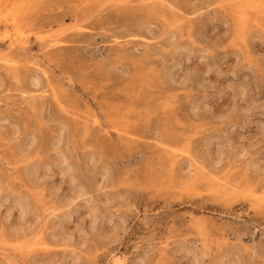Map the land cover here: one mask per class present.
Returning <instances> with one entry per match:
<instances>
[{"label": "rangeland", "instance_id": "obj_1", "mask_svg": "<svg viewBox=\"0 0 264 264\" xmlns=\"http://www.w3.org/2000/svg\"><path fill=\"white\" fill-rule=\"evenodd\" d=\"M0 264H264V0H0Z\"/></svg>", "mask_w": 264, "mask_h": 264}, {"label": "bare ground", "instance_id": "obj_2", "mask_svg": "<svg viewBox=\"0 0 264 264\" xmlns=\"http://www.w3.org/2000/svg\"><path fill=\"white\" fill-rule=\"evenodd\" d=\"M117 1H118V0H117ZM119 1H120V0H119ZM16 42H17V41L15 40V43H16ZM15 43H14V44H15ZM6 61H7V60H6ZM10 61H11V60H10ZM10 61H9V62H10ZM11 63H12V61H11ZM16 63H17V62H16ZM5 66H6V65H5ZM5 66H4V67H5ZM11 66H12V65H10V67H11ZM14 67H15V66H14ZM47 76H48V75H47ZM262 202H263V201H262ZM262 205H263V204H262ZM120 262H121V261H120ZM118 263H119V262H118Z\"/></svg>", "mask_w": 264, "mask_h": 264}]
</instances>
